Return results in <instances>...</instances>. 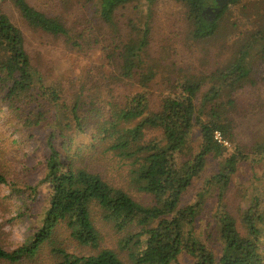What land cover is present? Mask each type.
Segmentation results:
<instances>
[{
  "label": "trees",
  "instance_id": "1",
  "mask_svg": "<svg viewBox=\"0 0 264 264\" xmlns=\"http://www.w3.org/2000/svg\"><path fill=\"white\" fill-rule=\"evenodd\" d=\"M141 1L85 0L109 38L100 58L107 69L98 71V78L87 76V86L76 78L61 85L35 65L4 3L29 29L69 50H83V33L71 34L62 17L28 0H0V128L19 138L2 137L0 157L7 151L19 161L14 154L31 141L43 167L31 186L0 159V185L16 193L46 190L40 218L26 240L11 247L0 239V264H41L45 253L48 264H183L184 258L190 264H264V138L246 145L236 142L234 131L236 95L256 85L255 68L264 61V0H230L213 16L206 9L217 7L215 0H173L182 7L193 40L212 38L235 10L251 6L262 15L233 36L234 50L212 71L162 76L167 87L157 99L149 90L161 68L149 54V20L157 0H146L147 17L128 18L125 29L115 18L118 9ZM238 20H231L235 28ZM195 130L198 138L191 143ZM210 159L217 168L197 196L182 204ZM104 161L122 169V183L99 171ZM248 162L260 166L251 173V194L244 192L243 204L231 211L226 194L240 164ZM207 210L213 213L200 229ZM97 222L120 235L117 249L101 245ZM60 229L89 253L70 252L58 238Z\"/></svg>",
  "mask_w": 264,
  "mask_h": 264
},
{
  "label": "rangeland",
  "instance_id": "2",
  "mask_svg": "<svg viewBox=\"0 0 264 264\" xmlns=\"http://www.w3.org/2000/svg\"><path fill=\"white\" fill-rule=\"evenodd\" d=\"M28 1L39 10L50 15L62 17L71 34L79 35L83 33L84 35V38L80 40L83 50H69L60 40L29 29L20 19L16 9L10 3H4L5 11L24 33L33 63L40 69H44L51 80L61 85H67L72 78L78 79V82H84L85 80L87 81V86L90 85V80L85 79L87 76H89V79L98 78V71L103 72L107 69L102 60H100L102 47L107 45L106 40L109 39L107 27L94 16L85 0ZM244 1L251 4L252 0ZM257 9L259 10V8ZM257 9L250 6L245 11L235 10L233 15H228L226 20L220 21V27L212 38L193 40L188 36V24L180 4L173 0H157L152 7V14L149 20L151 28L149 54L161 63V68H159V74H157L149 88L152 96L157 99L158 94L166 90L165 78L162 77L164 75L172 72V74H178L179 71H203L207 73L223 64L234 50L233 36H236L241 30H249L254 22L260 20L262 12ZM137 14L139 21L147 17L146 0L118 9L115 18L125 29L126 20L133 16L136 17ZM235 17L239 18L237 21L238 27L236 28L231 24ZM90 68H94V71L91 74H87L86 72ZM255 71L256 85L240 90L236 95L237 111L234 116L236 142L246 145H252L255 141L264 138V61L257 63ZM123 89L124 87L119 89V91L121 92ZM94 91L100 92L98 89H94ZM2 124L3 120L0 111V127ZM2 137L19 141L16 134H10L9 129L3 127L0 128V139ZM197 138L198 132L195 130L191 143H196ZM79 139L81 141L86 140L85 137H79ZM34 146L35 144L29 141L22 149H19L14 154V157L20 158L19 161L16 159L12 160L11 154L6 150L5 156L0 157L13 170L17 171L19 178L17 177L16 179H20L21 182L31 186H35L38 183L43 173V167L38 162V153L33 151ZM1 147H4L2 142H0ZM21 161L23 164L21 163L22 166H19ZM5 163L3 164L6 167ZM102 164L98 169L107 179L116 183L123 182L124 174L122 169H116L113 164L105 161ZM216 168V162L210 159L206 171L195 180L193 186L183 196L182 204L190 203L197 196L204 178L209 176ZM253 168L258 171L260 166H251L249 162L240 164L237 176L234 177L232 186L225 197L231 211L243 204L244 192H246V195L251 194L249 185ZM213 193L214 191L211 194ZM45 196L46 190L43 186H39L36 193L30 194V190L24 189L23 192L16 193L11 192L8 186L0 185V239L5 245L12 247V245L20 244L26 240L31 229L38 223ZM137 197L144 199L140 196ZM209 198L212 200L207 205L211 207L213 203L212 195ZM208 211L204 212L199 218L200 229H203L213 213ZM97 226L103 237L101 245L117 249L116 240L120 235L113 232L110 225L103 222H97ZM58 238L67 246L70 252L88 254L90 251L70 240L64 229L59 230ZM42 258L41 264H48L49 257L47 253ZM182 262L183 264H190V261L186 258L182 259Z\"/></svg>",
  "mask_w": 264,
  "mask_h": 264
},
{
  "label": "water",
  "instance_id": "3",
  "mask_svg": "<svg viewBox=\"0 0 264 264\" xmlns=\"http://www.w3.org/2000/svg\"><path fill=\"white\" fill-rule=\"evenodd\" d=\"M230 0H215L217 7L214 11V14L218 13V11L220 10V8H222L224 5L229 4Z\"/></svg>",
  "mask_w": 264,
  "mask_h": 264
},
{
  "label": "flooded vegetation",
  "instance_id": "4",
  "mask_svg": "<svg viewBox=\"0 0 264 264\" xmlns=\"http://www.w3.org/2000/svg\"><path fill=\"white\" fill-rule=\"evenodd\" d=\"M215 9H216V5L214 3V5L211 4V6L206 9V11L213 16Z\"/></svg>",
  "mask_w": 264,
  "mask_h": 264
},
{
  "label": "built area",
  "instance_id": "5",
  "mask_svg": "<svg viewBox=\"0 0 264 264\" xmlns=\"http://www.w3.org/2000/svg\"><path fill=\"white\" fill-rule=\"evenodd\" d=\"M215 138L218 140V141H221V136L218 132L215 133ZM224 144H227V143H224Z\"/></svg>",
  "mask_w": 264,
  "mask_h": 264
}]
</instances>
